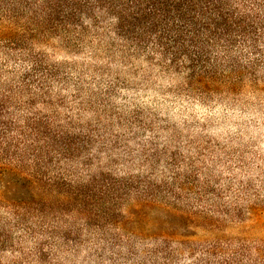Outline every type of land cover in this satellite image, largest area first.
Returning <instances> with one entry per match:
<instances>
[{"label": "rangeland", "instance_id": "obj_1", "mask_svg": "<svg viewBox=\"0 0 264 264\" xmlns=\"http://www.w3.org/2000/svg\"><path fill=\"white\" fill-rule=\"evenodd\" d=\"M109 24L82 44L38 41L32 49L44 58L45 81L31 59L0 44V134L19 116L55 115L92 159L88 167L64 162V177L82 185L90 177L146 180L160 186L157 201L124 197L113 221L99 223L64 204L58 218L32 225L34 234L13 223L2 263L236 264L229 259L239 245L263 248L264 81L246 80L234 94L195 91L151 45L140 49ZM11 183L0 175L1 189Z\"/></svg>", "mask_w": 264, "mask_h": 264}, {"label": "trees", "instance_id": "obj_2", "mask_svg": "<svg viewBox=\"0 0 264 264\" xmlns=\"http://www.w3.org/2000/svg\"><path fill=\"white\" fill-rule=\"evenodd\" d=\"M105 22L136 47L151 45L162 60L186 73L195 91L234 94L246 80L256 87L264 81V0H0V44L11 55L31 59L42 81L44 58L32 49L38 41L82 44L91 31L100 36ZM24 88L30 93L29 85ZM86 151L80 136L58 125L55 115L28 113L3 129L0 175H11L12 190L0 188V211H8L13 221L8 225L0 215V264L14 244L13 223L34 234L32 225L58 218L64 204H76L82 217L99 223L113 221L124 197L136 196L140 206L157 201L160 186L146 180L90 177L87 185L72 183L61 167L67 161L88 167L92 159ZM161 187L173 191L166 183ZM229 260L264 264V247L241 244Z\"/></svg>", "mask_w": 264, "mask_h": 264}]
</instances>
